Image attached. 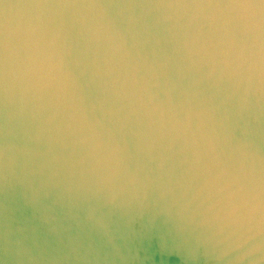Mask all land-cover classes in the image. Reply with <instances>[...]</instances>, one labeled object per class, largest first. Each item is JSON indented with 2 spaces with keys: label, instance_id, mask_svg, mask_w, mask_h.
I'll return each instance as SVG.
<instances>
[{
  "label": "water",
  "instance_id": "obj_1",
  "mask_svg": "<svg viewBox=\"0 0 264 264\" xmlns=\"http://www.w3.org/2000/svg\"><path fill=\"white\" fill-rule=\"evenodd\" d=\"M0 264H264V0H0Z\"/></svg>",
  "mask_w": 264,
  "mask_h": 264
}]
</instances>
